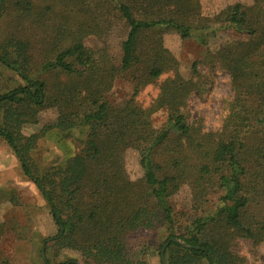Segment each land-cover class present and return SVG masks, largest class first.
I'll list each match as a JSON object with an SVG mask.
<instances>
[{
    "label": "trees",
    "instance_id": "obj_1",
    "mask_svg": "<svg viewBox=\"0 0 264 264\" xmlns=\"http://www.w3.org/2000/svg\"><path fill=\"white\" fill-rule=\"evenodd\" d=\"M55 1L61 13L54 14L47 33L52 57L39 64L50 82L27 70V40L0 45V66L25 84L0 95V137L56 228L43 240L44 264L64 250L76 258L53 264H150L131 255V238L159 229L166 233L160 264L167 242L164 264H245L232 250L235 242L264 241V222L252 215V206L264 200V0L231 4L211 17L202 14L200 0ZM8 6L19 24L37 19L29 0H0V22ZM114 29L126 33L119 67L106 49L83 44L90 36L103 40ZM221 31L242 39L211 53L208 43ZM167 32L195 41L229 75L232 98L224 103L217 132L188 122L185 108L198 85L178 73L163 46ZM117 79L132 85V95L112 104L107 95ZM153 87L157 95L143 108L136 98ZM45 107L56 111L55 121L24 137L22 126L36 124ZM161 110L165 123L154 130L151 116ZM48 134L63 136L75 151L40 169L30 163V153ZM128 150L138 153L142 176L135 181L124 170ZM184 186L195 215L189 221L170 202Z\"/></svg>",
    "mask_w": 264,
    "mask_h": 264
},
{
    "label": "rangeland",
    "instance_id": "obj_2",
    "mask_svg": "<svg viewBox=\"0 0 264 264\" xmlns=\"http://www.w3.org/2000/svg\"><path fill=\"white\" fill-rule=\"evenodd\" d=\"M33 9L31 13L37 17L34 21L18 23L14 10L9 9L0 22V45H5L10 39L27 40L30 43L27 53L30 66L27 70L33 77L43 82H50L48 73L39 70V64L51 59L49 54V26L59 16L61 9L55 0H29ZM251 5V0H200L201 11L204 16L211 17L231 4ZM47 8H52L48 12ZM39 17H44L43 20ZM37 20V21H36ZM48 33V34H47ZM126 33L121 29H114L103 40L95 37H86L83 44L93 51L106 49L107 54L116 67L120 66L121 42ZM242 39L230 31H221L208 43V49L214 53L225 42ZM46 40V41H45ZM163 46L177 62L178 73L184 80H193L197 83L187 101L185 113L189 123H199L203 132L214 133L220 129L224 116V103L231 100L230 77L219 66L204 55V49L193 40L181 41L172 32L163 36ZM46 60V61H45ZM198 62L197 75L192 74L193 63ZM39 76V77H38ZM25 86L21 79L10 69L0 66V95L8 91ZM132 95V85L123 79L114 82L111 92L107 95L112 104H119L128 100ZM157 89L148 88L136 100L146 108L156 97ZM57 113L49 108L39 109L36 115V124H26L21 128L24 137L39 133V131L55 121ZM166 119L164 110L151 116V125L154 130L163 127ZM75 151L70 141L48 134L38 141L36 150L30 153L33 166L40 169L57 165L67 159ZM123 165L126 176L135 181L142 176L138 164V153L128 150L124 154ZM190 193L188 187H182L170 200L175 212L189 221L195 217L191 212ZM252 215L264 222V200L258 206H252ZM56 228L49 213L48 207L35 186L24 175L22 164L0 137V264H44L46 256L43 253V240L54 236ZM166 240L165 230L155 232L139 231L131 238L132 256L145 258L150 264H160L158 250ZM232 250L245 261V264H264V241L252 245L250 241L239 239ZM51 263L62 262L66 259H75V254L62 251L58 255H49Z\"/></svg>",
    "mask_w": 264,
    "mask_h": 264
},
{
    "label": "water",
    "instance_id": "obj_3",
    "mask_svg": "<svg viewBox=\"0 0 264 264\" xmlns=\"http://www.w3.org/2000/svg\"><path fill=\"white\" fill-rule=\"evenodd\" d=\"M170 241H172V242H174V243H178V241L175 240V239H171ZM167 244H168V242L162 247V249H161V251H160L162 264H164L163 253H164V249L166 248Z\"/></svg>",
    "mask_w": 264,
    "mask_h": 264
}]
</instances>
